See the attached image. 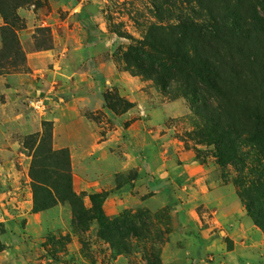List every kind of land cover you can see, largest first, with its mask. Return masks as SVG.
Listing matches in <instances>:
<instances>
[{
    "label": "rangeland",
    "instance_id": "obj_1",
    "mask_svg": "<svg viewBox=\"0 0 264 264\" xmlns=\"http://www.w3.org/2000/svg\"><path fill=\"white\" fill-rule=\"evenodd\" d=\"M78 1L89 11L91 30L100 34V40L106 44L101 51L106 50L104 53L111 57L116 70L130 80L134 78L136 83L144 82L142 91L151 97V102L176 107L181 114L172 117L166 125H172L177 137L194 148L198 157L212 156L213 146L206 145L196 133L201 119L190 101L176 90L163 92L153 80L126 70L122 54L130 40L116 33L140 39L149 24L173 22L178 13L195 17L197 14L179 3L167 10L164 6V11L158 14L150 0ZM72 8L70 0H0V264H168V252L163 257L162 250L175 228L174 216L168 209L105 213L110 219L125 217L134 224L131 227L126 223L109 239L99 236L96 221L84 217V223L77 222L67 201L57 200L43 211L32 209L29 168L37 142L33 145L29 139L26 143L25 139L34 133L19 134L16 127L28 116L43 118L57 106L59 91L71 83L58 57L71 47L80 48L84 54L89 42L87 30ZM4 27L7 30L3 32ZM55 49L58 51L54 55ZM47 56L51 60L43 61ZM28 58L35 61L33 66L28 64ZM87 85L83 86L84 90L95 94L91 98L100 97L102 106L115 114L131 105L111 82H102L99 89H87ZM134 85L135 82L130 83V88ZM36 98L44 99V111L31 106ZM43 123L50 129L51 121L41 119L39 134L44 130ZM50 144L53 147L52 138ZM213 160L221 178L224 175L230 182L234 176L232 167L222 169L214 157ZM79 194L84 206L89 208L88 194ZM192 211L187 212V219L193 220L195 216L200 228L207 226L203 219H198L200 210ZM40 212L41 216L33 215ZM213 231L216 245H212L213 250L206 256L218 253L220 234L216 228ZM206 256L202 264L215 261V256Z\"/></svg>",
    "mask_w": 264,
    "mask_h": 264
},
{
    "label": "crops",
    "instance_id": "obj_2",
    "mask_svg": "<svg viewBox=\"0 0 264 264\" xmlns=\"http://www.w3.org/2000/svg\"><path fill=\"white\" fill-rule=\"evenodd\" d=\"M70 4L87 30L88 46L84 54L71 47L58 57L71 83L64 81L69 85L59 91L57 106L41 119L51 121L53 147L68 149L73 190L107 191L103 201L107 215L124 209H168L175 227L162 250L163 257L168 252V264H202L216 243L215 228L220 237L211 264H264V234L247 215L235 187L222 181L211 155L198 157L194 148L177 137L174 127L166 125L181 113L171 104L151 102L142 91L144 82L136 83L117 71L106 50L101 51L106 44L100 34L91 30L89 11L78 0ZM77 5H82L88 22L73 11ZM28 64L33 66L35 61L28 58ZM102 82L117 85L131 105L115 114L102 106L100 97L93 100L95 94L84 90L86 84L87 89H99ZM41 119L28 116L17 131L39 132ZM192 210H200L198 219L207 226L200 228L195 216L187 219ZM181 242L185 246L180 247Z\"/></svg>",
    "mask_w": 264,
    "mask_h": 264
},
{
    "label": "trees",
    "instance_id": "obj_3",
    "mask_svg": "<svg viewBox=\"0 0 264 264\" xmlns=\"http://www.w3.org/2000/svg\"><path fill=\"white\" fill-rule=\"evenodd\" d=\"M150 1L158 14L179 3L197 16L178 13L173 22L149 24L140 39L116 31L130 40L122 54L124 67L190 101L201 119L196 133L213 146L220 168L232 167L230 182L264 234V0ZM43 125L41 134L25 139L37 142L29 168L33 211L67 201L77 222L96 221L99 236L109 239L129 222L105 214L107 191L88 194L90 207L84 206L72 187L68 149H54L51 123L50 129Z\"/></svg>",
    "mask_w": 264,
    "mask_h": 264
},
{
    "label": "built area",
    "instance_id": "obj_4",
    "mask_svg": "<svg viewBox=\"0 0 264 264\" xmlns=\"http://www.w3.org/2000/svg\"><path fill=\"white\" fill-rule=\"evenodd\" d=\"M31 106L34 109H37V110L42 112L45 110V101L43 98H36V99L32 100Z\"/></svg>",
    "mask_w": 264,
    "mask_h": 264
},
{
    "label": "water",
    "instance_id": "obj_5",
    "mask_svg": "<svg viewBox=\"0 0 264 264\" xmlns=\"http://www.w3.org/2000/svg\"><path fill=\"white\" fill-rule=\"evenodd\" d=\"M75 13L83 20L88 22V16L85 10L82 8V5H77L74 10Z\"/></svg>",
    "mask_w": 264,
    "mask_h": 264
}]
</instances>
